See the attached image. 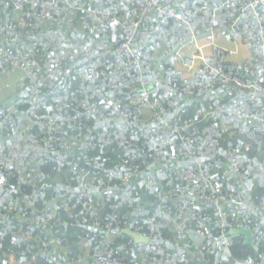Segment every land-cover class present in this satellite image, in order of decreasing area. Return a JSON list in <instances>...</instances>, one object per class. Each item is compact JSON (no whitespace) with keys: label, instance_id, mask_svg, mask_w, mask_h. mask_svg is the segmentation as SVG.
Wrapping results in <instances>:
<instances>
[{"label":"trees","instance_id":"1","mask_svg":"<svg viewBox=\"0 0 264 264\" xmlns=\"http://www.w3.org/2000/svg\"><path fill=\"white\" fill-rule=\"evenodd\" d=\"M146 2L42 0L37 8L28 3L21 8L15 0H0V92L14 89V96L0 104V264H54L50 258L31 260L44 248L42 230L46 253L66 264H99L105 245L126 264H264V129L242 118L251 111L264 117V91L252 107L245 101L251 89L217 76L209 82L197 72L208 63L264 87V54L256 45L261 26L237 1L159 0L166 10L187 3L180 26L175 18L160 23L153 10L143 13L139 3ZM87 6L95 12L115 9L116 43ZM243 20H249L244 34L252 52L243 64L247 71L208 59L190 78L176 70L175 50L190 34L217 25L240 36ZM126 36H132L140 78L123 79L115 50ZM5 52L19 58L17 67ZM142 82L151 107L138 98ZM198 111L207 117L191 124ZM233 153L240 172L232 169ZM63 154L56 166L55 158ZM196 164L226 196L221 207L228 218L256 220L250 244L238 234L230 235L228 247L221 241L214 203L199 199L210 187L202 176L185 174ZM178 202L188 210L176 213ZM193 204L205 208L199 219L187 215ZM105 218L112 221L109 229L103 228ZM183 219L184 241L175 248V227H182ZM208 220L214 234H205ZM127 231L145 235L148 242L135 243ZM188 240L208 244V251L191 260L196 253ZM182 251L190 252L187 260L175 261Z\"/></svg>","mask_w":264,"mask_h":264},{"label":"built area","instance_id":"2","mask_svg":"<svg viewBox=\"0 0 264 264\" xmlns=\"http://www.w3.org/2000/svg\"><path fill=\"white\" fill-rule=\"evenodd\" d=\"M42 0H15L16 6H21V8L25 4H31L33 8H37ZM231 1H237L243 4L244 6L248 7L252 13L253 16L259 24L260 27V34L256 38V45L262 48V52L264 54V0H231ZM139 7L143 9V13L145 12H150V10L158 14V21L160 23H165L168 21L169 18H175L176 20V25L180 26L183 23V17H184V12L187 9V3H183L179 6L178 10L170 8L169 10H166L162 7L159 6V0H147L146 3H139ZM189 7V5H188ZM72 10H75L74 7L71 6ZM86 11L88 13H94L96 15V21L99 24H107V28L109 31V36L110 40L113 43L117 42V36H118V29L120 27V21L117 18V16L114 14L115 9L113 10L112 8H108L105 11L102 12H95L92 10L91 6H87ZM28 16V15H27ZM20 25L22 27H28L29 23L20 22ZM131 26L135 27L136 24H131ZM233 38L238 39L239 35L237 33L233 34ZM131 43H132V36H126L122 42L119 43L118 47L116 48L115 52L117 55V61L121 62L122 69L124 71L123 79L129 78V79H135V78H140L142 75L141 71V65L139 61L134 57L132 50H131ZM6 57L8 61H11L15 67L18 66L19 58L12 52L8 53L5 52ZM204 63V62H203ZM246 65V64H245ZM243 65L244 71L248 70V67ZM197 72L200 74H205L207 76V80L209 82H215L216 80L214 79L216 76L220 78H224L228 82H232L236 86L240 87L241 89L248 90L251 89V94L250 96L245 100L248 102L250 106L253 107V105H257L260 103L261 98H260V93L264 91V87L257 81L251 83V84H246L242 82V80L237 79L235 77H229L227 76L223 71H221L220 68H215L211 66L208 63H204L203 68H198ZM98 76V74H96ZM226 95H231L230 91H226ZM138 98L141 101V103L151 107V102L148 94V89L145 87V83L142 82V91L139 92ZM252 107L250 109H252ZM262 112H248L244 113L242 118L245 120V123L248 124V126H252L254 122H258L261 126V128L264 129V117L261 114ZM2 111H0V116L2 115ZM207 117V114H203L201 111H198L193 118L190 120V123H196L199 122L200 120L204 119ZM167 127L171 128L170 125H167ZM176 132V131H175ZM49 144V143H48ZM51 150H54V148H51ZM186 153L195 156V152L187 149ZM66 154L59 155L55 158V164L61 165L63 160L65 159ZM0 162H2L0 158ZM239 158L233 153V158H232V169L235 172H240L243 170V167L238 163ZM9 163L4 164L3 166H8ZM196 170L191 168L190 166H187L185 170V174L189 177H195L196 175L202 176L203 180L207 183V185L210 187V193L208 195H201L199 196V199L202 201H211L214 203L215 210H216V219H217V229L219 233V238L221 241L225 244L226 247L229 246V237L230 234L229 232L231 230L235 229H244L248 230L251 232L250 228L255 225L256 220L247 218L245 216L241 215H236V214H230V217L228 218L227 213L222 209L221 203L226 200V196L223 194L222 190L220 189L219 186H217L214 182H211L208 180L206 177H203L202 171H203V166L196 164L195 165ZM178 167L175 166V170ZM224 175L220 177V179H223ZM176 208V213L182 212V209H187L184 203L178 202L175 205ZM205 208L200 205L193 204L191 207V212L187 215L190 216H197L199 219L202 217V213H204ZM175 213V214H176ZM26 214H22V218L25 219ZM116 218V217H114ZM35 223L37 224V229H40V222L38 220H35ZM112 221L109 218H105L103 221V228L109 229L111 227ZM133 222L131 223V228L133 226ZM95 225H98V223H95ZM29 230H31V227H28ZM184 228L183 227H175V234H176V239H177V246L183 244L184 241ZM153 232V228L149 229V234ZM1 236V232H0ZM39 236L41 237V240L43 242V250L36 256H33L31 258L32 261L36 259V257H39L41 259H47L50 258L54 264H66L62 261H58L53 257H49V254L46 253V247H45V231L42 230V232L39 233ZM143 237L147 238L145 235H142ZM194 240H199V236L195 235L193 236ZM191 239V238H190ZM128 243H132V241H129ZM186 245L189 250H191V253H196V255H204L208 251V244H200L194 246L191 241H187ZM181 246V245H180ZM144 249V246L142 244L137 245V250L142 251ZM151 251H155L156 248L154 246L149 247ZM176 250V249H175ZM190 252L188 253L187 251H182L178 256L175 254V261L176 260H181L185 261L187 260V257L189 256ZM153 259V258H152ZM169 257H165L164 261H168ZM99 264H126L122 260L118 258V252H110L109 251V246L105 245L104 248L100 252V256L98 257ZM254 264V263H253Z\"/></svg>","mask_w":264,"mask_h":264},{"label":"crops","instance_id":"3","mask_svg":"<svg viewBox=\"0 0 264 264\" xmlns=\"http://www.w3.org/2000/svg\"><path fill=\"white\" fill-rule=\"evenodd\" d=\"M242 25L243 32L238 39L233 38L231 32L221 27L219 28L217 25H210V28L212 27L209 29L210 31L202 32L195 37L190 38V34L187 41L179 44L175 50L176 70L181 73L183 78H190L199 64L203 62V58L213 61L214 63L221 61L234 64L235 66H241L247 60H250L252 57L251 44L247 40L248 36L244 34L246 25L247 27L249 26V20H243ZM209 32L215 34L214 40L216 37L215 42L218 44L216 47L208 46V42L204 39ZM200 47H203V49ZM252 63L253 69H259V64L255 66L257 64L256 61H252ZM11 91V89H5L0 92V104H5L9 100L10 97L8 96L12 95ZM179 191H175V200L179 198L177 195ZM184 221L186 223L184 219L181 223L183 226H185ZM190 257L193 261L197 260V255L195 254H190Z\"/></svg>","mask_w":264,"mask_h":264},{"label":"water","instance_id":"4","mask_svg":"<svg viewBox=\"0 0 264 264\" xmlns=\"http://www.w3.org/2000/svg\"><path fill=\"white\" fill-rule=\"evenodd\" d=\"M127 234L130 235L135 243H147L148 242V238H145L139 234H136V233H133V232H130V231H127ZM230 235L232 234H238V235H241L245 238V242L250 244L251 243V240H252V234L250 231L248 230H244L242 228L240 229H235V230H231L229 232Z\"/></svg>","mask_w":264,"mask_h":264},{"label":"rangeland","instance_id":"5","mask_svg":"<svg viewBox=\"0 0 264 264\" xmlns=\"http://www.w3.org/2000/svg\"><path fill=\"white\" fill-rule=\"evenodd\" d=\"M214 33H207V35L205 36V40L208 42V46H210V47H216V45H218L215 41H216V37H215V40H214ZM201 49H203V47H200ZM204 60H203V62H205V58H203ZM244 64V63H243ZM242 64V65H243ZM11 94H12V96H14V89L11 91ZM8 97H10V96H8ZM212 223V222H211ZM187 224H189V223H187ZM205 224L207 225V226H210V228L208 229V231H205V234H207V235H210V234H214V231H212V230H214V227H213V224H210V220H208L207 222H205ZM204 224V225H205ZM183 228H184V226H183ZM263 246H264V244H263Z\"/></svg>","mask_w":264,"mask_h":264}]
</instances>
